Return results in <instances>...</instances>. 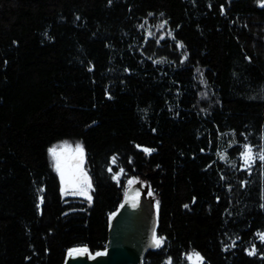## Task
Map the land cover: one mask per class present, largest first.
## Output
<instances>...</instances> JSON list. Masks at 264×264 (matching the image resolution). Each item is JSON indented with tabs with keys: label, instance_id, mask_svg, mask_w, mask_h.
<instances>
[{
	"label": "trees",
	"instance_id": "trees-1",
	"mask_svg": "<svg viewBox=\"0 0 264 264\" xmlns=\"http://www.w3.org/2000/svg\"><path fill=\"white\" fill-rule=\"evenodd\" d=\"M77 145L87 195L50 151ZM244 145L264 150V0H0V264L104 249L147 175L163 243L144 264H264Z\"/></svg>",
	"mask_w": 264,
	"mask_h": 264
},
{
	"label": "water",
	"instance_id": "water-1",
	"mask_svg": "<svg viewBox=\"0 0 264 264\" xmlns=\"http://www.w3.org/2000/svg\"><path fill=\"white\" fill-rule=\"evenodd\" d=\"M81 162L79 160L73 163ZM88 173L80 169L79 173ZM137 180L123 195L122 202L108 218V238L104 249L92 252L86 246H78L67 251L63 264H144L151 250L158 247L153 237L160 238L159 205L148 181ZM82 179V177H81ZM67 185H65V189ZM135 197V201H133ZM135 203V206L133 204ZM86 248V253L69 255L72 249Z\"/></svg>",
	"mask_w": 264,
	"mask_h": 264
},
{
	"label": "snow or ice",
	"instance_id": "snow-or-ice-1",
	"mask_svg": "<svg viewBox=\"0 0 264 264\" xmlns=\"http://www.w3.org/2000/svg\"><path fill=\"white\" fill-rule=\"evenodd\" d=\"M51 154L52 156L56 159V168L57 171H59L60 176H61V180L65 181L66 185H72V186H87L88 188L91 187L90 182L88 181V178L86 176V174L80 172V175L77 176L76 173L79 172L80 167H81V163L80 162H76L73 163L74 161H81L82 162V157H83V148L80 145L76 146L75 149V155L70 156V157H65L63 163L61 161V157L64 155V153L68 152V148L65 147L64 148V152L62 153H58L56 149H51ZM147 151V150H146ZM244 158H245V162H249L253 159L252 156V149L248 148L244 154ZM261 159H264V155H262L260 157ZM66 170H67V180H65L66 177ZM82 177V179H81ZM132 181H129V184H131ZM65 191L67 192V188L65 189ZM81 194H85V189L83 187H81ZM89 199H91V197H88ZM133 201H135V197H133ZM133 206H135V203L133 204ZM187 207V206H185ZM261 239H264V234H261ZM163 243V239L162 238H157V237H153V244L157 247H159L161 244ZM88 250L86 248L83 249H72L69 252V255H79L81 253H86ZM250 254H254V252L250 253ZM190 260H193V264H200V262L202 261V258L199 257V254H195V258L193 257H189Z\"/></svg>",
	"mask_w": 264,
	"mask_h": 264
},
{
	"label": "rangeland",
	"instance_id": "rangeland-1",
	"mask_svg": "<svg viewBox=\"0 0 264 264\" xmlns=\"http://www.w3.org/2000/svg\"><path fill=\"white\" fill-rule=\"evenodd\" d=\"M65 147H67V146H64L63 148H61L60 149V152L59 153H62V151L64 150V148ZM70 151H68V155L66 156V155H63L62 157H61V161H62V163H63V161H64V159H65V157H70V156H73L74 154H75V149L76 148H72V149H70L71 147H67ZM248 148H251L252 149V156H253V159L251 160V161H249V162H245V158H244V154H245V152H246V150L248 149ZM145 150H147V151H149L148 149H145ZM73 154V155H72ZM262 155H264V150H262L261 148H258V147H252V146H249V145H244V148H243V152H242V154H241V160H242V165H243V168L245 169V170H250L252 167H253V165H254V163L257 161V160H259V159H261L260 157L262 156ZM83 158V157H82ZM54 161H55V169L57 170V168H56V159H54ZM82 163H81V167H82ZM80 167V168H81ZM83 168V167H82ZM57 172H59V171H57ZM60 174V173H59ZM67 170H66V177H65V180H67ZM80 175V173L78 172V176ZM63 183H64V185H66V183H65V181H63ZM68 186H70V187H74V186H72V185H68ZM83 187V186H82ZM84 189H85V187H83ZM78 191V190H77ZM77 191H75V192H77ZM79 191H80V194H81V188L79 189ZM85 191H86V189H85ZM67 193L68 194H70V191L69 190H67ZM88 194V192L86 191L85 192V194H81V195H87ZM261 234H264V231H262V232H260V233H258V235H257V240H259V241H262V242H264V239H261ZM253 250L254 249H251V247L249 248V252H253ZM168 264H170V263H168Z\"/></svg>",
	"mask_w": 264,
	"mask_h": 264
},
{
	"label": "flooded vegetation",
	"instance_id": "flooded-vegetation-1",
	"mask_svg": "<svg viewBox=\"0 0 264 264\" xmlns=\"http://www.w3.org/2000/svg\"><path fill=\"white\" fill-rule=\"evenodd\" d=\"M67 155H68V153H67ZM67 155H66V156H67ZM72 155H73V154H72ZM74 155H75V154H74ZM80 163H82V162H80ZM80 169H83V168L81 167ZM76 175L78 176V172L76 173ZM82 186H84V185H81V186H74V187L72 188V187H70V186L67 185V190H69L70 192H75V191L79 190Z\"/></svg>",
	"mask_w": 264,
	"mask_h": 264
}]
</instances>
